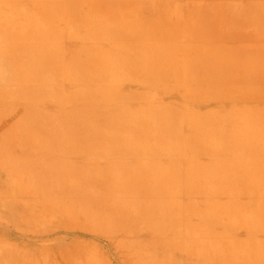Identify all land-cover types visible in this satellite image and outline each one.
Instances as JSON below:
<instances>
[{
	"label": "rangeland",
	"instance_id": "obj_1",
	"mask_svg": "<svg viewBox=\"0 0 264 264\" xmlns=\"http://www.w3.org/2000/svg\"><path fill=\"white\" fill-rule=\"evenodd\" d=\"M0 17V264H264V0Z\"/></svg>",
	"mask_w": 264,
	"mask_h": 264
},
{
	"label": "crops",
	"instance_id": "obj_2",
	"mask_svg": "<svg viewBox=\"0 0 264 264\" xmlns=\"http://www.w3.org/2000/svg\"><path fill=\"white\" fill-rule=\"evenodd\" d=\"M1 18V17H0ZM4 26L3 25V22L2 20L0 19V77L1 76H11V77H15V76H33L34 74L33 73H30V72H26V71H23L22 69V66H20V62L18 61L19 58L15 55H12L11 53H9L7 51V46L8 45H5L4 42L7 41V34H8V31H6L4 29ZM11 57V59H10ZM15 57V58H14ZM15 59V60H14ZM9 63V65H7ZM15 63H17L16 65H14ZM11 65V66H10ZM9 66V67H8ZM15 69H14V68ZM11 68V69H10ZM19 68L21 70H19ZM14 69V70H13ZM7 70V71H6ZM12 70V71H10ZM20 72V73H18ZM6 72V73H5ZM12 72V73H11ZM5 73V74H4ZM10 73V74H9ZM18 73V74H16ZM15 74V76L13 75Z\"/></svg>",
	"mask_w": 264,
	"mask_h": 264
},
{
	"label": "bare ground",
	"instance_id": "obj_3",
	"mask_svg": "<svg viewBox=\"0 0 264 264\" xmlns=\"http://www.w3.org/2000/svg\"><path fill=\"white\" fill-rule=\"evenodd\" d=\"M82 19V18H81ZM118 49V48H117ZM15 58V57H14ZM10 59H11V57H10ZM15 60V59H14ZM17 63H15L14 65H16ZM7 65H9V63L7 64ZM11 66V65H10ZM9 67V66H8ZM14 68V67H13ZM23 68V67H22ZM11 69V68H10ZM15 69V68H14ZM13 69V70H14ZM19 70H21L20 68H19ZM7 71V70H6ZM10 71H12V70H10ZM17 71V70H16ZM18 72V71H17ZM6 73V72H5ZM4 73V74H5ZM12 73V72H11ZM18 73H20V72H18ZM18 73H16V74H18ZM10 74V73H9ZM13 75V74H12ZM9 76V75H8ZM13 76H15V74L13 75ZM7 77V76H6ZM10 77V76H9ZM17 77V76H16ZM0 79H2V78H0ZM17 81V80H16ZM164 96V95H163Z\"/></svg>",
	"mask_w": 264,
	"mask_h": 264
}]
</instances>
